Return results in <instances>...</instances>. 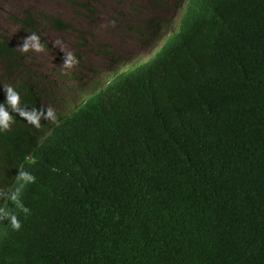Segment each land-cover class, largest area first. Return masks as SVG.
Here are the masks:
<instances>
[{
    "label": "trees",
    "instance_id": "obj_1",
    "mask_svg": "<svg viewBox=\"0 0 264 264\" xmlns=\"http://www.w3.org/2000/svg\"><path fill=\"white\" fill-rule=\"evenodd\" d=\"M196 7L183 49L36 151L0 264H264V0ZM22 59L0 33L5 77Z\"/></svg>",
    "mask_w": 264,
    "mask_h": 264
},
{
    "label": "rangeland",
    "instance_id": "obj_2",
    "mask_svg": "<svg viewBox=\"0 0 264 264\" xmlns=\"http://www.w3.org/2000/svg\"><path fill=\"white\" fill-rule=\"evenodd\" d=\"M178 3L179 0H0V33L21 48L34 34L23 20L29 16L34 21L35 35L47 45L38 39L41 50L33 51L29 44V50L22 52V66L35 72L32 80L46 87L51 95L49 108L57 110L80 96L90 76L100 72L102 78L115 60H132L145 53L165 32ZM54 18L68 27L58 28ZM157 19L161 21L160 32L154 36ZM68 53L76 63L65 68ZM8 72L0 62L1 85ZM25 73L19 71L18 75L24 79ZM12 76L17 74L13 72Z\"/></svg>",
    "mask_w": 264,
    "mask_h": 264
},
{
    "label": "clouds",
    "instance_id": "obj_3",
    "mask_svg": "<svg viewBox=\"0 0 264 264\" xmlns=\"http://www.w3.org/2000/svg\"><path fill=\"white\" fill-rule=\"evenodd\" d=\"M175 10L165 32L159 40L150 44L145 53L132 60H115L102 78L99 77L100 72L90 76L80 96L65 102L57 110L49 108L51 95L42 84L36 85L31 76L35 72L25 70L22 62L12 70L17 74L15 78H4V84H0V225L4 223L13 229L21 227L19 219L28 212L34 184L45 176L35 168L37 150L51 144L59 134L68 131L71 125L91 112L109 105L117 93L122 96L123 89L139 83L144 75L183 49L192 30L191 23L195 21L196 0H179ZM37 41V36L30 34L19 50L26 52L31 44L33 51H40L41 45ZM75 63L70 53L65 54L63 67L70 68ZM19 71L26 72L25 78L32 81L28 82L34 87V103L25 104L10 88L27 81L18 75ZM7 79L13 80V83L4 91ZM4 244L5 235L0 229V250ZM6 258L9 262L5 264H15L14 257Z\"/></svg>",
    "mask_w": 264,
    "mask_h": 264
}]
</instances>
